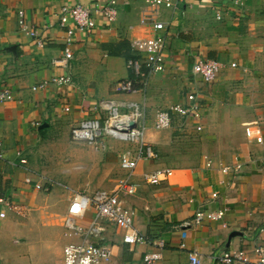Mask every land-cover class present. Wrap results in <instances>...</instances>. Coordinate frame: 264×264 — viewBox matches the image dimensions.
<instances>
[{"label": "crops", "instance_id": "obj_1", "mask_svg": "<svg viewBox=\"0 0 264 264\" xmlns=\"http://www.w3.org/2000/svg\"><path fill=\"white\" fill-rule=\"evenodd\" d=\"M104 1L0 0V89L12 92L10 100L0 101V196L22 204L20 214L6 210L0 216V264H62L65 244L79 240L64 228L73 194L112 190L125 174L120 154L132 149L129 144L110 140L108 149L94 151L71 139V128L81 119L104 116L94 106L105 98L143 104L145 138L159 157L138 163L134 195L120 194L146 241L124 243V230L107 223L98 241L110 244L113 254L102 264H146L144 253L153 251L162 257L152 264H227L216 258L224 250L244 251L243 261L230 264H256L253 248L264 242V0H246L240 13L229 0H184L175 10L158 8L157 16L166 22L160 32L166 38L165 69L148 78L145 91L131 94L118 91L117 83L132 75L127 67L133 54L129 40L157 33L141 22L152 12L148 0H118L113 23L98 17L91 33L75 31L69 70L54 62L64 47L65 29L57 21L61 6ZM20 10L28 28L39 31L42 47L19 27ZM200 58L223 63L210 83L192 73ZM66 71L72 84L32 89ZM193 91L201 103L200 122L185 124L175 116L169 128H154L156 109L186 104ZM197 123L203 132L196 130ZM246 127L259 128L262 140L247 135ZM202 133L219 148V155H188L192 139ZM195 144L200 151L202 144ZM21 157L27 162L21 163ZM93 157L98 161L94 168ZM160 167L173 169L168 180L142 181V172ZM82 174L88 176L83 185L55 179ZM35 183L47 189H36ZM220 209L222 219L195 221L197 210ZM93 214L89 209L78 221L86 225ZM192 251L198 263L190 260Z\"/></svg>", "mask_w": 264, "mask_h": 264}, {"label": "built area", "instance_id": "obj_2", "mask_svg": "<svg viewBox=\"0 0 264 264\" xmlns=\"http://www.w3.org/2000/svg\"><path fill=\"white\" fill-rule=\"evenodd\" d=\"M184 0H148L152 12L149 18H143L142 23H149L157 32L150 37H134L129 40L132 56L127 59V67L131 72V77L121 79L117 83V90L122 93H135L145 91L148 78L162 72L165 69V50L166 38L160 32L166 27V22L159 19L157 10L160 7L177 9ZM233 7L240 13L246 0H229ZM118 0H105L91 4L76 3L74 5L64 4L58 14V24L65 29L64 47L62 55L54 62L61 67L69 70L74 58L73 42L75 31L91 33L97 26V19L103 18L106 24L113 23L118 15ZM217 18H221V10H216ZM18 24L21 30L27 32L36 40V44L43 46L40 33L35 28H28L24 19L23 11H18ZM231 67H236L237 63L231 62ZM223 68V63L218 59L200 58L192 64V73L198 76L203 82H212ZM73 78L70 72L52 77L50 80L40 82L32 86L33 90L45 88L49 83L57 86L72 84ZM12 92L8 88L0 89V101L10 100ZM187 103H175L166 108H158L154 114V128L161 130L169 128L175 116L184 119L185 124L188 120H197L203 117L201 113V103L197 98V92L193 91L186 96ZM64 109L68 111L69 106ZM94 109L101 116H89L81 119L71 128V139L77 143H84L92 146L95 150H106L109 148L110 140H117L132 146L120 154V166L125 174L120 177L112 190L97 189L92 193L75 192L69 203L66 216L64 218V228L68 235L79 238L71 241L63 247L62 264H102L109 260L113 254L112 246L108 243H100L98 240L103 238L107 230V223L124 230L122 241L124 243H141L146 241V237L134 227V212L131 207L126 206L120 194L134 195L138 185L132 181L135 169L142 160H153L159 157V152L147 142L146 136V114L143 104L134 99H101L94 106ZM197 131H202L200 123L195 125ZM247 135H254L257 141L262 140L259 128L253 129L246 127ZM3 156V141L0 134V158ZM21 163H26L24 157L20 158ZM226 172L228 167H222ZM173 174V169L160 167L154 170L144 171L141 174L142 181L149 184H157L168 180ZM27 183H32L30 177H26ZM36 189H47L45 184L35 183ZM218 193L213 192L212 196L217 197ZM0 205L4 208L0 210V216H6V210L15 214L22 212V204L0 196ZM89 209H94V214L86 225L78 221L84 218ZM224 210H197L195 221L198 223L205 218L211 220L222 219ZM96 238L95 240H93ZM186 247L185 242L180 244ZM256 255V264H264V242H259L253 248ZM190 260L198 263L194 251L190 252ZM162 257L161 252H146L143 261L152 264ZM221 263H235L244 260L243 250H224L216 257Z\"/></svg>", "mask_w": 264, "mask_h": 264}, {"label": "rangeland", "instance_id": "obj_3", "mask_svg": "<svg viewBox=\"0 0 264 264\" xmlns=\"http://www.w3.org/2000/svg\"><path fill=\"white\" fill-rule=\"evenodd\" d=\"M204 130H202L203 132ZM205 134L202 133L201 135H199V138H196V139H192V142H193V145L194 147L193 148H190V152H189V156H193L195 157L196 155L198 154H209L210 152L213 154V155H219V148L218 147H215L213 145H211V142L210 141H207V138L204 136ZM202 137V138H201ZM195 143H200L202 144L201 145V148H200V151H198V148H196V144ZM85 146V144H84ZM89 145H87L88 147ZM92 149L91 150H94L96 151L92 146H90ZM203 150V151H202ZM92 168L96 167L97 166V163L98 161L96 160L95 157L92 158ZM55 179H57L58 181H60V183L62 182H65L66 183H69L71 180L73 182H75L76 184H82L85 183V181L88 179V176L85 177L84 174L82 175H73V177L71 176H63V177H55ZM54 183V182H53ZM88 183V182H86ZM69 191V190H68Z\"/></svg>", "mask_w": 264, "mask_h": 264}]
</instances>
